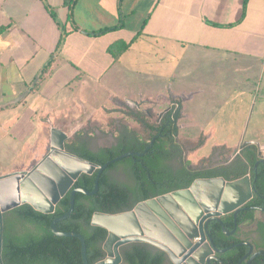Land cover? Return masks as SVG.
<instances>
[{"label": "crops", "instance_id": "1", "mask_svg": "<svg viewBox=\"0 0 264 264\" xmlns=\"http://www.w3.org/2000/svg\"><path fill=\"white\" fill-rule=\"evenodd\" d=\"M105 27L117 28L99 35L88 33ZM134 36L135 41L118 57L107 52L113 42L128 41ZM61 37L63 40L57 49ZM239 39L241 42L246 40L244 45L250 50L253 47V52L264 53V0H248L244 10L243 0H77L70 16L65 0H0V86L9 87L6 93L0 91V106L21 97L14 104L23 102L21 107L24 108L25 98L32 94L34 97L28 107L37 112L42 104L39 100H48V94L52 93L49 90L54 86L52 81L61 80L68 86L80 80L84 70H109L142 40L157 43L163 52L162 61H171L172 69H175L178 60L174 54L175 45L183 49H222L234 54L243 50ZM97 42L101 54L95 56ZM69 70H72L71 74L67 73ZM174 78L175 73L172 82ZM180 78L185 79L184 75ZM33 81H40L39 86L35 82L28 88ZM178 85L181 84L177 83L179 90L168 88L167 93L157 94L154 103L144 102L147 97L151 98L152 90H146L149 96L141 94L139 103L116 97L112 102H122L135 110L131 117L139 124L136 118L140 117L147 123L159 125L172 110L158 112L154 105L164 102L171 105L178 98L184 101L190 97L185 96ZM14 104L0 107V110ZM55 110V106L51 110L42 108L38 123L41 129L24 138L22 144L27 149L24 153L18 151L20 157L22 153L25 156L8 169L0 170V175L27 169L41 159L40 152L48 141L45 131L50 115L54 118L66 116L56 115ZM153 115L160 120L156 119L154 123ZM10 117L12 115L0 113V140L4 143L6 135L14 142L16 139L12 131L19 118L10 121ZM125 128L121 126V129Z\"/></svg>", "mask_w": 264, "mask_h": 264}, {"label": "rangeland", "instance_id": "2", "mask_svg": "<svg viewBox=\"0 0 264 264\" xmlns=\"http://www.w3.org/2000/svg\"><path fill=\"white\" fill-rule=\"evenodd\" d=\"M238 41L243 50L234 54L222 49H183L175 45L174 54L183 63L179 64L177 60L175 69H172L171 61H162L163 52L157 43L142 40L139 46L134 44L109 70H84L82 78L68 86L61 80L52 81L54 86L49 89L52 93L48 94V100H39L42 104L37 112L28 107L34 97L32 94L25 98L27 104L24 108L21 107L23 102H19L0 110L2 115H12L10 121L19 118L12 131L16 136L15 142L8 135L5 136V143L0 140V170L8 169L25 156L23 150L27 149L22 144L23 140L35 134L36 129H41L38 127L39 115L44 107L51 110L55 106L56 115H66L61 118L50 115L45 131L47 146L49 132L53 127L64 128L69 136L68 141L75 142V137L78 138L76 140H88L91 149L112 143L122 125L126 129H133L137 137L145 141L149 134L131 117L135 110L122 102H112V98L131 99L139 103L140 95L149 96L146 90H152L151 98L147 97L144 102L154 103L152 101L158 98L157 94L167 93L168 88L177 90V83L181 84L178 86L185 92V96L190 95L184 101L177 99L181 106L177 108L181 117L176 120V140L184 142V161L192 166L202 161L216 162L228 156L231 148L246 141L264 146V53L253 52V47L250 50L248 45H244L246 40ZM99 46L97 42L95 56L101 54ZM71 72L69 70L67 73ZM181 75L185 79H181ZM35 82L28 88L34 86ZM0 91L6 93L9 87L0 86ZM154 106L160 112L171 105L164 102ZM90 114L94 115L89 117ZM107 114L110 115L108 119ZM154 116L153 122L159 118ZM73 133L77 136H72ZM213 145L226 148L217 146L211 149ZM19 150L23 152L21 157ZM45 152L46 148H43L40 158ZM117 178L124 179L123 175ZM16 227L19 231L25 228L23 223H17Z\"/></svg>", "mask_w": 264, "mask_h": 264}, {"label": "trees", "instance_id": "3", "mask_svg": "<svg viewBox=\"0 0 264 264\" xmlns=\"http://www.w3.org/2000/svg\"><path fill=\"white\" fill-rule=\"evenodd\" d=\"M76 1L65 0L69 16ZM247 2L248 0H243V10ZM115 28L117 27H105L88 33L99 35ZM135 38L136 36L128 41H115L107 47V52L116 58L129 48ZM62 40L61 37L57 49ZM136 120L149 134L145 141L138 139L131 131V134L120 133L116 146L103 147L96 151L88 149L84 144L75 145L74 141L68 145V151L101 166L127 151L143 152L155 134L162 132V135H165L157 136L142 156H126L109 164L99 177L97 191L89 196L76 193L71 214L56 223L58 231L76 232L84 238L88 264H94L105 255L102 244L106 239L107 230L91 224L95 212L114 214L128 211L139 201L186 188L196 178L220 175V172L204 168L206 161L192 166L181 159L182 150L174 141L177 134L176 122L168 115L159 125L147 123L140 117ZM161 127L164 129L160 130ZM173 158L179 163L176 169L167 163ZM115 168L126 170L125 179L121 183L109 178V172ZM95 176L96 172L92 175L82 174L72 188L92 190ZM255 186L258 191H264L261 185ZM68 208L69 193L61 198L55 211L50 214L36 211L28 204L6 212L2 235L3 264H82L80 241L75 237L57 236L50 230L51 221L64 214ZM17 223H23V231L17 229ZM121 258L120 264H164L166 259L163 252H153L141 243L124 246L121 249Z\"/></svg>", "mask_w": 264, "mask_h": 264}, {"label": "water", "instance_id": "4", "mask_svg": "<svg viewBox=\"0 0 264 264\" xmlns=\"http://www.w3.org/2000/svg\"><path fill=\"white\" fill-rule=\"evenodd\" d=\"M20 98L0 107L14 104ZM67 138L68 135L61 129L51 128L46 156L29 165L27 169L0 175V264H3L1 255L4 214L23 204H28L41 213H53L61 198L68 192L69 208L51 221L50 230L57 236L77 238L81 246L82 264H88L84 238L76 232L58 231L56 223L71 214L76 193L89 196L97 191L99 177L109 164L126 156H142L145 152H125L99 166L68 152L64 145ZM250 143L256 142L246 141L241 147ZM152 144L153 140L146 149ZM234 153H237V150H234ZM94 172L96 176L92 190L72 189L82 174L92 175ZM205 188H209L210 193H207ZM251 191L247 176L234 180H225L221 176L196 178L186 188L139 201L131 210L114 214L95 212L91 224L105 228L107 236L102 244L104 258L94 264H120L122 260L120 248L136 242H148L159 247L172 264H209L210 258H214V250L202 232L203 219L234 211L250 198ZM168 200L173 201L174 208L185 217L193 232H185L168 211L165 205ZM102 216L133 218L136 226L130 233L113 234L105 225L99 223L98 220Z\"/></svg>", "mask_w": 264, "mask_h": 264}, {"label": "flooded vegetation", "instance_id": "5", "mask_svg": "<svg viewBox=\"0 0 264 264\" xmlns=\"http://www.w3.org/2000/svg\"><path fill=\"white\" fill-rule=\"evenodd\" d=\"M167 115L173 122H176V120L181 117V113L179 112V110L175 111L173 114L168 113ZM163 129L164 127L160 128V130ZM61 130L66 133V130L64 128ZM131 131H133V134L137 137L133 129H118V132L114 137V141L112 143L106 146L96 147V149H91L89 147L88 140H76L78 138L75 137L77 136L75 133H73L72 136L75 137L73 139L75 140V145L84 144L88 149L96 151L99 148L116 146L119 141V134H131ZM160 135H162V132L155 134L151 140H153L154 142L155 138ZM68 139L69 136L64 143L67 151L68 145L72 142L68 141ZM174 141L180 145V148L182 150L181 159L184 161V142L177 141L176 136H174ZM242 143L243 142L239 143L238 146L236 145L234 148H231L228 156L224 157L222 160L218 159V161L216 162L210 160V162L208 161L204 163V168L213 170L216 173L220 172L219 176L223 177L225 180H234L247 176L252 188L250 198H248L242 205L235 208L234 211L217 216H209L203 219L201 223L202 232L205 236V240L214 250V258H210L209 264H264V191H258L255 186L256 184H259L264 188V146H259L256 143H250L241 147ZM217 146L219 145H213L211 149H215L217 148ZM219 147L223 148L224 146ZM44 148H46V152L44 154V156H46L49 150V146L46 145ZM146 150L147 149H145L144 151L146 152ZM234 150H237V153H234ZM127 152L143 153L136 151ZM131 156L134 157L138 155ZM167 163L173 169H176L179 165L178 161L174 158L172 160H168ZM117 173L118 175H123V178L125 179L126 170L122 168H115L109 172L110 180L121 183L124 179L119 180V178H117ZM136 243L144 244L149 250H152L153 252H163L159 247L154 246L148 242ZM123 247L120 248V252ZM165 257L166 259L164 264H172L166 254Z\"/></svg>", "mask_w": 264, "mask_h": 264}, {"label": "bare ground", "instance_id": "6", "mask_svg": "<svg viewBox=\"0 0 264 264\" xmlns=\"http://www.w3.org/2000/svg\"><path fill=\"white\" fill-rule=\"evenodd\" d=\"M209 188H205L204 190H207V193H210ZM202 190V192L204 191ZM203 197V196H202ZM165 205L167 206L168 211L174 216V218L177 220V222L181 225V227L185 230L187 233H191L192 228L189 226L187 220L184 216H182L173 206V201L169 202L166 201ZM99 223L105 225L113 234H117L119 232L123 233H130L134 230L136 223L133 218H120L118 217H106L102 216L99 218Z\"/></svg>", "mask_w": 264, "mask_h": 264}, {"label": "built area", "instance_id": "7", "mask_svg": "<svg viewBox=\"0 0 264 264\" xmlns=\"http://www.w3.org/2000/svg\"><path fill=\"white\" fill-rule=\"evenodd\" d=\"M180 105H179V102L178 101H174V102H172L171 103V106H170V108L169 109H167V110H165L163 113H168V111L171 109L172 111H171V113H169V114H173L175 111H177L178 109V107H179ZM160 120V117L158 118V120L157 121H159ZM197 238H195V240H196Z\"/></svg>", "mask_w": 264, "mask_h": 264}]
</instances>
